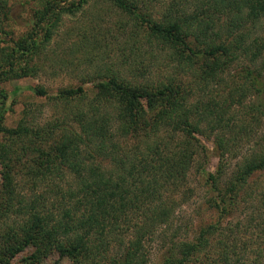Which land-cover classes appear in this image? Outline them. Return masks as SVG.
Wrapping results in <instances>:
<instances>
[{
  "label": "trees",
  "instance_id": "obj_1",
  "mask_svg": "<svg viewBox=\"0 0 264 264\" xmlns=\"http://www.w3.org/2000/svg\"><path fill=\"white\" fill-rule=\"evenodd\" d=\"M34 1L32 27L4 41L0 0V264L27 248L31 260L57 254L53 264H149L146 242L187 202L192 169L219 220L241 215L171 239L157 264H264V180H253L264 173V0H105L192 82L108 73L90 82V97L83 86L30 88L62 109L57 132L24 119L6 127L2 85L36 76L63 17L89 0ZM202 139L217 156L213 172ZM249 230L262 247L246 263L251 244L239 236Z\"/></svg>",
  "mask_w": 264,
  "mask_h": 264
},
{
  "label": "rangeland",
  "instance_id": "obj_2",
  "mask_svg": "<svg viewBox=\"0 0 264 264\" xmlns=\"http://www.w3.org/2000/svg\"><path fill=\"white\" fill-rule=\"evenodd\" d=\"M7 4L9 20L4 26L11 35L4 38V41H12L32 27L35 1L7 0ZM148 7L152 11L160 10L154 4ZM136 31L139 29L133 22L105 0H89L84 9L74 16L63 17L45 51L35 58L39 65L36 76L11 80L2 85L7 94L5 126L14 128L24 119L34 129L49 132L53 128L54 132L58 131L54 124L58 118H62V109L51 100L35 96L30 88H43L54 93L61 89L83 86L90 97L94 93L90 82L108 73H117L129 81L141 83H156L165 78L177 77L190 87L191 73L180 72L171 64H166V52L143 40ZM242 65L233 64L230 72L239 71ZM194 87L192 83V88ZM202 144L207 151L204 168L213 172L217 166V156L210 140L202 139ZM258 177L263 181L264 173L254 176L253 180ZM188 179L191 194L185 204L179 202L172 225L146 242L145 247L150 255L149 264L158 263L166 250V243L171 239H191L201 228L219 224V221L222 227L234 225L241 215H230L227 219L219 220L218 214L209 206L206 187L194 169L190 171ZM262 184L264 185L263 182ZM256 233L257 230H249L248 234L239 236L241 240H247L251 244L246 263L253 259L256 249L262 247ZM32 253L33 250L27 248L12 260V264H53L58 259L57 254H50L31 260ZM61 264L69 262L63 259Z\"/></svg>",
  "mask_w": 264,
  "mask_h": 264
}]
</instances>
